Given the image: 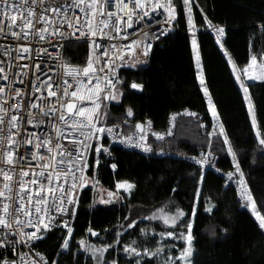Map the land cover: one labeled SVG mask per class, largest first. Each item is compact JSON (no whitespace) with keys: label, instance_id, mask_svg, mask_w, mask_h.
Segmentation results:
<instances>
[{"label":"snow or ice","instance_id":"6c2138e0","mask_svg":"<svg viewBox=\"0 0 264 264\" xmlns=\"http://www.w3.org/2000/svg\"><path fill=\"white\" fill-rule=\"evenodd\" d=\"M180 2L181 0H0V38L11 37L15 41L14 46L0 44V82H3L0 83V264H57L55 260L49 262L43 253L32 247L33 242L43 239L44 234L55 227L62 226L67 230L60 247L69 249L73 235L69 219L75 217L79 203L78 193L92 183L88 173L93 162L88 157L94 156L95 165H99V156L109 151L103 143L105 135H117L116 129L120 127L119 124L106 123L109 116L106 102L117 101L123 95L117 94V85L122 83L117 69L129 60L131 62L128 66L136 67L137 57H147L153 47L145 39L148 33L141 28H136L141 33L140 38L129 41L132 34L128 29L135 28L146 18L153 24H166L167 29H157L158 34H154V39L159 40L161 36L167 35L174 22H178ZM194 2L195 0H182V10L188 31L193 33L191 47L196 75L207 97L208 111L213 117L211 130L206 134L208 150H202L198 158H191L202 169L198 183L202 184L205 179L203 166L215 167L214 142L222 138V146H226L235 166V171H229L227 178L232 180L238 174L240 198L258 221L259 228L264 230V204L258 206L248 188L245 173L220 120L209 88L204 86L206 82L195 34L197 25L193 14ZM200 11L203 12V8ZM157 16L164 17L163 21L158 20ZM204 22L208 28L214 29L217 43L223 48L220 38L224 35V27H215L206 15ZM261 28L264 29V25ZM68 36H73L77 43L88 46L89 55L83 66L64 63L63 75H49V72L56 73V69L49 68L47 64L42 67L40 63H22L31 59L32 42L51 43L49 37L65 40ZM101 40L104 42L101 43ZM121 41L129 42L121 44ZM40 51L46 52L47 49L42 48ZM225 54L228 55L227 52ZM48 59L51 60L52 57L49 56ZM228 62L233 66L235 79L244 93L255 137L259 145L264 146V121L257 119L247 86L248 80L264 81V56L258 60L256 55H251L249 63L239 72L231 58ZM25 78H28L27 81ZM17 84L21 86L17 87ZM131 87L138 89L142 85L133 82ZM185 112L189 116H197L195 112ZM126 114L127 117H132L133 109L129 107ZM147 124L150 127L152 122L149 120ZM201 127L205 125L201 123ZM135 129L138 140L135 135L130 134L123 136L122 142L136 143L144 151H152V146L147 142L145 125L136 122ZM152 135L157 140H163L165 135H172V128L166 133L153 132ZM112 167L115 168L116 165L113 164ZM134 187L128 180L116 183L117 190L123 189L129 193ZM107 195L113 198L117 193L108 191ZM200 195L201 189L197 187V202ZM100 202L110 203L111 199L101 197ZM213 207L214 205L206 207L205 211L211 213ZM197 213L198 208L194 204L191 209L193 219ZM144 219L161 220L173 229L183 228L179 232L164 230L158 234L152 230L150 240L155 241L154 247L146 243L138 249L134 246L136 241L126 243L122 251L131 257L127 264H151V260L147 258H155L162 253H166L163 264H192L194 224L182 209L177 208L174 214L157 209ZM136 223V220H131L126 227L132 228ZM87 231L92 236H98L91 227ZM148 231L141 229V234L147 236ZM120 235L118 231L114 243L120 242ZM155 235L159 236V240H155ZM169 238L184 241L185 246L178 250V255L172 254L171 249L176 245L168 244ZM79 246L91 253L94 264H118L115 258L111 261L105 258V253L113 244L97 247L81 238ZM25 247L29 249L28 252L23 251Z\"/></svg>","mask_w":264,"mask_h":264},{"label":"trees","instance_id":"16d2710c","mask_svg":"<svg viewBox=\"0 0 264 264\" xmlns=\"http://www.w3.org/2000/svg\"><path fill=\"white\" fill-rule=\"evenodd\" d=\"M177 12L175 30L159 41L150 55L137 57L136 67L128 66L130 60L122 64L123 83L117 87V94L123 95L117 101L106 102L109 112L106 123L119 124L124 133L137 132L136 122L144 125L149 120L152 122L147 134L152 151L127 148L104 139L109 151L99 156V165H95V157L90 156L93 167L88 175L92 183L81 192L69 249L60 247L67 233L61 226L50 229L47 238L36 244L49 262L94 264L91 253L79 246L83 238L97 247L113 244L105 258L127 264L131 257L122 251L126 243L136 241L134 246L138 249L146 243L154 247L155 241L150 240L152 230L158 234L164 230L179 232L183 228L173 229L161 220L144 217L157 209L174 214L180 208L192 220L191 209L197 204L198 213L193 219V264H264V230L259 228L258 221L240 198L238 174L232 180L227 178V173L235 171V166L226 146H222V138L214 142L215 167L203 166L205 179L202 184L198 183L202 169L191 158H198L202 150H208L206 134L211 130L213 117L196 75L182 0ZM193 14L206 87L237 153L247 186L259 206L264 204V146L259 145L255 137L244 93L228 61L231 58L239 72L249 63L251 55H256L258 60L264 56V29L261 28L264 0H195ZM205 15L213 24L224 27V37L220 39L223 48L208 30ZM86 56V44L67 45L69 62L83 64ZM133 82L141 84L142 88L133 89ZM247 86L257 119L264 121V81L248 80ZM129 107L133 109L132 117L126 114ZM185 110L197 116H189ZM171 121L172 135L157 140L153 131H166ZM201 123L205 127H201ZM123 180L135 185L130 193L116 189V183ZM197 187L201 189L198 202L195 199ZM102 189L118 192V200L101 203L98 198ZM213 205L211 213L205 211ZM131 220L137 223L127 228ZM89 227L98 236H92L87 231ZM141 229H148V235H142ZM118 231L120 242L114 243ZM155 240H159L158 235ZM167 243L176 245L171 249L173 255H178V250L185 246L183 240L169 238ZM147 259L151 264H163L166 253Z\"/></svg>","mask_w":264,"mask_h":264},{"label":"built area","instance_id":"2783aa9c","mask_svg":"<svg viewBox=\"0 0 264 264\" xmlns=\"http://www.w3.org/2000/svg\"><path fill=\"white\" fill-rule=\"evenodd\" d=\"M161 11H162V10H161ZM177 16H178V12H177ZM157 19L160 20V21L162 22L163 19H164V17L157 16ZM175 26H176V22H174V23H173V27H172L169 31H167V35L170 34L172 31L175 30ZM214 26H215V27H220V26H222V25H220V24H214ZM167 27H168V26H167L166 24H164L163 26H162L161 23L153 24L149 19L146 18L145 21H144L143 23L137 25L135 28H133V29H128V32L132 34V35H130V37H129V41H130V39H132V38H140L141 33L138 32V31H136V28H141V29H143V31H145V32L148 33V36L145 38L146 41L149 42V43H152V45H153L152 49L150 50V52H149V54H148V55H150V54L152 53V51H153L155 45H156L159 41H161L165 36H167V35L161 36L159 40L154 39V34H158V33L156 32V30H157V29H160L161 31H164L165 29H167ZM65 29H66V26H65ZM66 30H67V29H66ZM208 30H209L210 32H212V33L216 36V32L214 31V29L208 28ZM69 31H70V30H69ZM78 35H79V34L77 33V36H78ZM216 37H217V36H216ZM223 37H224V35H223L220 39H222ZM48 39L51 41V43H48V42H46V41H45V42H40V41H34V42H32V44H31V47H32L31 59H30V61H22V63H30V65H34V64H36V63H40L42 67H43L44 64H47L49 68H55V69H56V73L49 72V75H56V74L63 75V74H64V68L62 67V65H63L64 63H67V64H69L70 66H71V65H81V66H83L84 64H86V62H87V57H88V55H89V49H88V46H87V56H86V60H85V62H84L83 64H77V63L69 62V61L67 60V58H66V47H67V45L69 44V41H71V43H72V42H76V38H75V37H73V36H68L67 39H65V40H61V39H58V38H55V37H49ZM129 41H121L120 43H121V44H125V43H128ZM103 42H104V41L101 40V43H103ZM0 44H4V45H13V46H14V45H15V41H14L11 37H8V38H6V39H4V38H0ZM42 48L47 49V51H46V52H41L40 49H42ZM49 56L52 57L51 60L48 59ZM121 66H122V65H121ZM120 69H121V67H119V68L117 69V73H118L119 79H120V80L122 81V83H123V79H122L121 76H120ZM33 70H34V68H33ZM42 78H44V77H42ZM27 79H28V78H25L26 81H27ZM0 83H3V82H0ZM122 83H121V84H118L117 87H118V86H121ZM16 86H17V87H20L21 85L17 84ZM107 124H108V125H111V124H113V123H107ZM148 126H149V125L147 124V122H145V133H146V134H148L149 131H150V129L148 128ZM170 127L172 128V121L170 122V126L168 127V129H169ZM168 129H167V130H168ZM30 130H32L31 127H30ZM167 130L164 131V132H160V133H166ZM153 132H157V131H153ZM116 133H117V135H115V136H108V135L106 134V135H105V138H107L108 140H110L112 143H116V144H119V145H123L124 147H127V148H131V149H136V150H142V151H144L143 148L137 146L136 143H131V144H130V143L122 142V137H123V136L130 135V134L135 135L136 132H133V133H124V132L122 131V128L119 127V128L116 129ZM135 139L138 140V135H135ZM64 143H65V144H68L67 141H64ZM145 152H146V151H145ZM90 156H91V155H89V157H88L89 160H90ZM82 190H83V189H82ZM82 190H80L79 193H78V195H79V202H80V197H81V192H82ZM78 206H79V203H78V205H77V207H76L75 215H76V211H77V209H78ZM74 218H75V217H74ZM74 218L69 219L68 217H64V219H69V224H70L71 227H73V221H74ZM57 223H59V221H57ZM61 227H62V226H61ZM62 228H63V227H62ZM63 229H64V228H63ZM27 230H31V229H27ZM65 230H66V229H65ZM48 233H49V231H47V232L44 234V238L41 239V240H39V241H42V240L46 239L47 236H48ZM66 235H67V233H66ZM39 241H35V242H33L32 247L35 248L36 251L41 252V251H39V250L36 248V244H37ZM23 251L28 252L29 249H28L27 247H25V248H23ZM41 253H42V252H41ZM43 254H44V253H43ZM44 255H45V254H44Z\"/></svg>","mask_w":264,"mask_h":264},{"label":"rangeland","instance_id":"374dc122","mask_svg":"<svg viewBox=\"0 0 264 264\" xmlns=\"http://www.w3.org/2000/svg\"><path fill=\"white\" fill-rule=\"evenodd\" d=\"M191 34H192V32H191ZM191 39H192V37H191ZM242 79H244V77H242ZM254 81H258V80H254ZM217 127H218V124H217ZM237 182H238V181H237ZM121 190H123V189H121ZM121 190H118V191H121ZM123 191H124V190H123ZM124 192H126V191H124ZM107 193H108L107 190L102 189V190L100 191V194H99V198H98V200L101 201V197H103V199H105V200H109V199H111V202H115V201L118 200V198H119V193H118V192H116L117 195H116L115 197H113V198L108 197ZM114 193H115V192H114ZM127 193H128V192H127ZM111 202H110V203H111ZM196 206H197V204H196ZM192 220H193V218H192ZM192 249H193V255H192L191 259H192V264H193V256H194V247H193V244H192Z\"/></svg>","mask_w":264,"mask_h":264},{"label":"crops","instance_id":"0c3cea01","mask_svg":"<svg viewBox=\"0 0 264 264\" xmlns=\"http://www.w3.org/2000/svg\"><path fill=\"white\" fill-rule=\"evenodd\" d=\"M193 34V33H192ZM192 34H191V32H190V37H192ZM196 34V33H195ZM197 36V35H196ZM201 56V55H200ZM203 76H204V73H203ZM204 86H206V83H205V85ZM202 87V89H203V86H201ZM206 100H207V97H206Z\"/></svg>","mask_w":264,"mask_h":264}]
</instances>
